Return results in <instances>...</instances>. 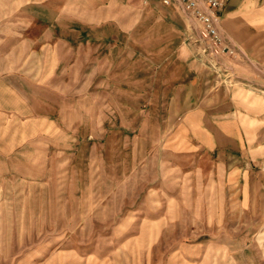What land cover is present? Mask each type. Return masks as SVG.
<instances>
[{
  "label": "rangeland",
  "instance_id": "obj_1",
  "mask_svg": "<svg viewBox=\"0 0 264 264\" xmlns=\"http://www.w3.org/2000/svg\"><path fill=\"white\" fill-rule=\"evenodd\" d=\"M67 3L0 0V149L42 171L4 177L0 264H264V157L241 190L157 141L149 64L61 42Z\"/></svg>",
  "mask_w": 264,
  "mask_h": 264
},
{
  "label": "crops",
  "instance_id": "obj_2",
  "mask_svg": "<svg viewBox=\"0 0 264 264\" xmlns=\"http://www.w3.org/2000/svg\"><path fill=\"white\" fill-rule=\"evenodd\" d=\"M59 14L61 32L70 35L61 42L75 38L90 40L98 50L106 47L109 55L103 61L108 63L114 62L112 55L122 43L128 63L134 58L149 64L151 72L140 67L139 76L150 74L147 110L163 112L157 141L195 165L207 163L226 184L247 189L244 182L258 174L264 157V74L256 69H264V0H230L220 11L222 34L235 48L233 55L219 48L217 60L225 74L201 54L203 27L177 5L161 0H68ZM48 137L43 145L51 143ZM13 152L0 149V190L6 176L32 182L42 172L32 171L35 164L11 162L26 157Z\"/></svg>",
  "mask_w": 264,
  "mask_h": 264
},
{
  "label": "built area",
  "instance_id": "obj_3",
  "mask_svg": "<svg viewBox=\"0 0 264 264\" xmlns=\"http://www.w3.org/2000/svg\"><path fill=\"white\" fill-rule=\"evenodd\" d=\"M165 5H177L185 14L194 18L204 29L209 44L206 49L220 48L231 55L235 48L221 31L220 11L230 0H161ZM205 49V50H206Z\"/></svg>",
  "mask_w": 264,
  "mask_h": 264
}]
</instances>
